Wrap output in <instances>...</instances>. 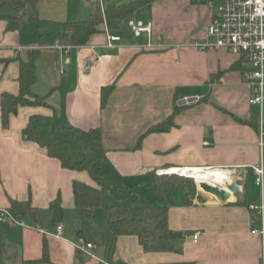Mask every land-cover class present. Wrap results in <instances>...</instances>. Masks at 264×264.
Segmentation results:
<instances>
[{"label": "crops", "instance_id": "1", "mask_svg": "<svg viewBox=\"0 0 264 264\" xmlns=\"http://www.w3.org/2000/svg\"><path fill=\"white\" fill-rule=\"evenodd\" d=\"M24 1L26 15L56 22L83 20L98 2ZM167 1L154 0L137 8L114 31L103 22L85 45L66 48L51 42L50 33L58 27L42 24L39 31H33L31 23L22 28L11 18H0V95L18 92V58L25 60L28 47L39 46L31 90L47 95L50 104L19 106L6 127L0 118V209H10L12 201L29 202L41 216L36 222L10 210L24 225L0 222V264H10L13 256L18 258L16 264L39 259L44 239L50 263L37 264H78L75 245L83 235L91 240L92 226L107 238L106 221L98 225L94 217L85 220L74 204V181L96 186L88 172L63 168L23 134L31 115H51L52 108L59 109L62 103L73 126L100 133L110 183L103 194L116 191L131 201L147 193L154 202L157 196L150 191L155 171L176 168H222L230 170V181L240 182L236 195L224 190L223 201L196 187L192 203L185 206L177 194L167 216V227L174 233L172 250L145 251L137 236L126 234L116 238L110 254L104 245L94 243L92 255H80L81 264L109 259L129 264H264V235L251 233L261 229V215L248 208L264 202V189L261 192L255 184L251 168L261 158L257 145L260 111L248 104L251 90L243 82L242 70L231 68L236 56L232 58L224 49L200 51L189 44L204 37L211 8L172 0L174 12L168 25L163 17ZM146 6L151 8L147 19ZM130 20L150 24V31L134 35ZM105 28L120 37L111 47L106 45ZM106 85H113V90L102 107L100 90ZM183 97L192 100L184 102ZM174 107L178 110L173 126L146 134L137 147L139 136L168 117ZM262 158L264 163V150ZM57 197L63 207L57 223L62 227L59 237L49 235L57 225L50 223L49 204ZM114 202L116 198L105 203ZM156 205H161L158 198Z\"/></svg>", "mask_w": 264, "mask_h": 264}, {"label": "trees", "instance_id": "2", "mask_svg": "<svg viewBox=\"0 0 264 264\" xmlns=\"http://www.w3.org/2000/svg\"><path fill=\"white\" fill-rule=\"evenodd\" d=\"M154 0H131L125 3L114 4L110 0H103V14L96 7L87 18L74 22H56L39 19L34 15H26L24 0H0V18H11L23 28L32 24L30 30L39 31L42 24H49L59 29L50 33L51 42L60 46L74 47L85 45L90 36L100 30L99 26L105 22L110 31L117 29L118 23L130 17L133 12ZM26 19H23L25 18ZM27 29V28H26ZM43 34H40L42 40ZM38 51L27 52L25 60L18 58L19 70L17 76L18 92L16 94L3 92L0 95V118L3 127L8 125L10 115L17 111L19 106H45L47 95H38L31 90L36 80L35 60ZM231 68L242 70V63L237 60ZM113 90V85H106L100 90V105L103 107ZM178 107L162 121L151 125L137 140L140 146L142 138L149 133L165 132L173 126V117ZM28 140L45 149L47 155L58 159L61 166L76 171H87L96 186L80 181H74L72 191L74 204L80 210L85 220L94 217L97 209L103 206V191L110 188L107 180L105 151L101 145L98 129L83 130L73 126L65 113L64 105L59 109L52 108L51 115H31L23 129ZM196 184L193 179L177 174L155 175L151 193L160 200L161 205H154L147 193H141L131 201L123 199L103 206V219L108 226L107 238L101 235L97 228L92 226L91 240L83 235L82 241L104 245L107 253L113 250L118 236L131 234L138 238L139 244L145 251H167L174 248L172 233L167 227L168 207L175 204L176 195H180L182 205H190L195 194ZM112 191V190H111ZM110 191V192H111ZM10 210L22 216H29L33 221H40L41 216L37 208L29 202L12 201ZM51 224H57L63 217V207L59 197L49 204ZM81 264L80 249H76ZM50 263L46 240H43L42 255L36 260H27L23 264ZM99 264H129L122 260L109 259ZM156 264H193L192 262H171Z\"/></svg>", "mask_w": 264, "mask_h": 264}, {"label": "built area", "instance_id": "3", "mask_svg": "<svg viewBox=\"0 0 264 264\" xmlns=\"http://www.w3.org/2000/svg\"><path fill=\"white\" fill-rule=\"evenodd\" d=\"M191 2L205 5L212 10V15L209 23L206 25L204 37L201 39L189 42L192 47L200 51L209 49H224L230 54L236 56L242 63V79L251 90V95L248 98V104L256 106L260 111V119L257 128V145L260 151V162L253 165L252 171L255 176V184L260 188L261 192L264 189V123L262 121V111L264 109V0H189ZM100 11L103 14V0H98ZM128 26L132 33L136 36L141 32L150 31V24L144 25L140 21H128ZM106 45L111 47L114 41L119 40V36L112 35L105 28ZM31 50H36L39 46L28 47ZM66 48V47H65ZM194 97L193 100H197ZM184 102L191 101L192 98L183 97ZM188 169V168H187ZM191 169V168H190ZM197 169V168H196ZM201 171L207 169H199ZM225 172V178L222 183H219L220 188L226 191L227 184L231 183L229 178L230 170L219 168ZM162 170H156V175L163 174ZM180 175V174H177ZM196 187L201 192H206L200 187V181H194ZM207 184L214 185L215 183L204 181ZM235 182V181H233ZM222 201L221 199H219ZM248 208L252 211H257L261 215V229L252 230L251 233L259 232L264 235V202L259 205L251 204ZM0 222L11 223L23 226L24 223L18 219L10 211V209H0ZM61 224L54 227V231L49 235L59 237L61 234ZM198 232L193 235V240L196 241ZM76 249H80L85 254L92 255L90 250L95 248L93 242L84 243L82 240L76 245ZM264 259V253H263Z\"/></svg>", "mask_w": 264, "mask_h": 264}, {"label": "rangeland", "instance_id": "4", "mask_svg": "<svg viewBox=\"0 0 264 264\" xmlns=\"http://www.w3.org/2000/svg\"><path fill=\"white\" fill-rule=\"evenodd\" d=\"M128 1H131V0H112V3L120 4V3H125ZM170 1H172V0H170ZM170 1H167V3L164 6V11H163L164 20H166V23H168V25H169L168 21L169 20L171 21L172 14L174 12V10H173L174 4H172V2H170ZM103 4H104V2H103ZM97 5H98V2H97ZM98 7H99V5H98ZM150 14H151V8H150V6H146V19L149 18ZM230 55L232 58L234 57L232 54H230ZM109 197L112 199L116 198L117 200L122 199L121 193H119V192L113 191L110 193V195H108V192H105V194H103V206L108 205L105 202L107 201V199H110ZM153 201H154L153 204L156 205L157 198L155 200L153 199ZM109 204H111V203H109ZM103 206L101 208L97 209L94 213L93 221L96 222V224H98V225L104 224V222H105V220L103 219V216H102ZM16 263H18V258H17V256H13L12 259L10 260V264H16Z\"/></svg>", "mask_w": 264, "mask_h": 264}, {"label": "bare ground", "instance_id": "5", "mask_svg": "<svg viewBox=\"0 0 264 264\" xmlns=\"http://www.w3.org/2000/svg\"><path fill=\"white\" fill-rule=\"evenodd\" d=\"M161 173L163 174H180L181 176L189 177L192 178L194 181H209L213 183H222L225 178V172L223 170H214V169H208L201 171L196 168H183V169H171V170H162ZM196 178V179H194ZM204 179V180H202ZM218 199L220 198H225L224 194L220 191L217 190L215 193Z\"/></svg>", "mask_w": 264, "mask_h": 264}, {"label": "water", "instance_id": "6", "mask_svg": "<svg viewBox=\"0 0 264 264\" xmlns=\"http://www.w3.org/2000/svg\"><path fill=\"white\" fill-rule=\"evenodd\" d=\"M200 187L203 188L204 191L206 192H209V193H215L217 190H220L223 194H224V197L225 198H220L222 201L226 199L227 197V193L222 189L220 188L219 186H216V185H210V184H207L206 182L204 181H200L199 183ZM240 185V182L239 181H235V182H231L229 184H227V189L230 190L234 195H236L238 193V187ZM82 235V233L80 231L77 232V236L80 238ZM4 252L6 253V256L8 257L7 253H8V249H5ZM10 253V251H9Z\"/></svg>", "mask_w": 264, "mask_h": 264}]
</instances>
